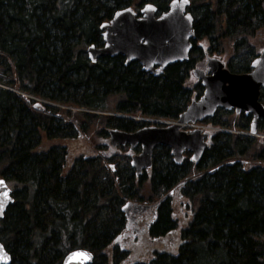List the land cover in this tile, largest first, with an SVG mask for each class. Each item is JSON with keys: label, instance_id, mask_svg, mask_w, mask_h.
Segmentation results:
<instances>
[{"label": "trees", "instance_id": "trees-1", "mask_svg": "<svg viewBox=\"0 0 264 264\" xmlns=\"http://www.w3.org/2000/svg\"><path fill=\"white\" fill-rule=\"evenodd\" d=\"M171 1L0 0V179L14 191L0 243L11 264H62L78 249L93 264H264L263 139L216 132L198 164L178 165L160 147L140 177L115 154L122 147L94 141L145 127L137 115L176 121L202 95L188 81L203 40L208 54L236 55L232 73L251 71L264 0H190L191 59L158 78L121 56L88 59L117 11L152 4L162 14ZM216 117L207 121L228 128ZM240 117L231 128L247 132L252 118ZM127 202L151 209L137 223Z\"/></svg>", "mask_w": 264, "mask_h": 264}, {"label": "water", "instance_id": "water-1", "mask_svg": "<svg viewBox=\"0 0 264 264\" xmlns=\"http://www.w3.org/2000/svg\"><path fill=\"white\" fill-rule=\"evenodd\" d=\"M190 0L171 1L167 12L157 17V8L152 4L145 5L140 16L132 8L117 11L112 20L101 27L103 46H90L87 49L88 59L92 63L101 58L121 56L125 65L138 63L143 71L153 77L162 76L169 66L184 64L190 61L195 40L194 17L188 12ZM251 72L234 74L225 68L217 58H208L207 72L196 68L193 76L204 88L203 95L193 101L180 114L175 123L164 127L147 126L133 133L120 130L110 132L111 147L130 146V150L141 147V153L131 159L130 167L136 177L149 171L153 165V156L160 147L170 149L173 161L181 165L185 154H191V161L200 163L208 149L206 140L209 133L200 129L190 132L182 130L189 124L202 123L212 118L218 110L244 112L252 116L250 135L255 136L258 125L264 120V106L259 95L264 89V50L253 61ZM0 221L4 218L10 205L14 203L13 189L5 179H0ZM149 206H138L131 202L125 204L123 211L145 210ZM144 233V230L143 232ZM94 254L86 249L70 252L62 264H93ZM12 256L0 243V264H11Z\"/></svg>", "mask_w": 264, "mask_h": 264}, {"label": "rangeland", "instance_id": "rangeland-1", "mask_svg": "<svg viewBox=\"0 0 264 264\" xmlns=\"http://www.w3.org/2000/svg\"><path fill=\"white\" fill-rule=\"evenodd\" d=\"M142 8L143 7H141L140 10ZM249 43H250L251 47H254V49L257 51V53L259 55V53H261V51L264 50V30L261 31L260 34L256 38L250 39ZM196 46L198 47V49H201L203 52L200 54L199 51H198L197 54L193 55L194 59L196 60V64L194 65L193 69H195V68L205 69L206 68V61H207L208 57H216V58L220 59L221 61H223L225 64H228L231 61L232 56L234 57V55H235V54L234 55L231 54V51H230L229 48H227V49L221 48V50H222L221 53H209L208 54V52H207L208 51V46H207L206 41H204V40L202 42H199ZM246 54H247V50L243 49V50L239 51L238 59L240 60L241 58L245 57ZM233 59L234 60H232V61H234V63H237L238 59L237 58H233ZM198 83L199 82L196 79H194V77H193V80L191 79L190 82L188 81L189 88H193L194 89V86H197ZM192 100H197L196 93H193ZM41 102H44V101L41 100ZM80 111H84V110H80ZM216 115H217L216 119H219L220 121L229 124L228 128H225V127L224 128H217V127L211 125L210 122H208V121L206 122L205 121L203 123L189 124L188 126L183 127L182 130L185 131V132H190V131L195 130V129H200L204 133L205 132L209 133L211 136L207 140L208 145L210 144L211 137L216 132H226V133L242 134V135H248L250 133V130H248L247 132H244V131H237L234 128H231V127H235V125L238 126L240 121H241L240 114H237L235 112V110L230 111V112H228V111H219V112H217ZM135 120H137L138 122H142V121L143 122L144 121L147 122L146 127L147 126L164 127L167 124L175 122L173 120L172 121H168V120H163V119L144 118V117H142L140 115L135 116ZM252 137L264 140V131L260 132L258 130L257 134L255 136H252ZM109 139H110V136L106 138V137H103L102 134H101V136H98V135H97V137L94 136V141L97 143V146H100L101 144L106 143V141L108 142ZM140 153H141L140 146L137 147L134 150H130V148L128 146H126V147H122V149H117L115 151L116 155L127 156L128 159H129V162L131 161V159L134 156L139 155ZM185 157L188 160L191 159V155L190 154L185 155ZM140 204H143V203H140ZM183 212H186V209H184ZM118 245L119 244H117V246Z\"/></svg>", "mask_w": 264, "mask_h": 264}, {"label": "flooded vegetation", "instance_id": "flooded-vegetation-1", "mask_svg": "<svg viewBox=\"0 0 264 264\" xmlns=\"http://www.w3.org/2000/svg\"><path fill=\"white\" fill-rule=\"evenodd\" d=\"M149 211H150V209H147V210H144V211H142V212L136 214V217H137V223H140V221H142L143 218H141V217H142L143 213H146V212H149ZM139 218H140V220H139ZM137 232L139 233V231H137Z\"/></svg>", "mask_w": 264, "mask_h": 264}, {"label": "snow or ice", "instance_id": "snow-or-ice-1", "mask_svg": "<svg viewBox=\"0 0 264 264\" xmlns=\"http://www.w3.org/2000/svg\"><path fill=\"white\" fill-rule=\"evenodd\" d=\"M175 2V0H174ZM184 3H187V0H183ZM0 183H2V181H0ZM0 207H2V205H0Z\"/></svg>", "mask_w": 264, "mask_h": 264}, {"label": "bare ground", "instance_id": "bare-ground-1", "mask_svg": "<svg viewBox=\"0 0 264 264\" xmlns=\"http://www.w3.org/2000/svg\"><path fill=\"white\" fill-rule=\"evenodd\" d=\"M4 179V178H3ZM6 180V179H5ZM7 182V181H6ZM8 184V183H7Z\"/></svg>", "mask_w": 264, "mask_h": 264}]
</instances>
